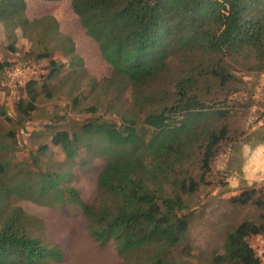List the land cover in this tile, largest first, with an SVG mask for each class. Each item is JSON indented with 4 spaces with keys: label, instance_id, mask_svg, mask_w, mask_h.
I'll return each mask as SVG.
<instances>
[{
    "label": "trees",
    "instance_id": "trees-1",
    "mask_svg": "<svg viewBox=\"0 0 264 264\" xmlns=\"http://www.w3.org/2000/svg\"><path fill=\"white\" fill-rule=\"evenodd\" d=\"M70 5L111 65L105 81L118 89L130 87L146 129L140 130L126 111L118 112L119 123L93 117L78 123L77 130L53 132L50 141L66 159L77 156L82 145L90 155L105 156L91 203L75 188L61 186L62 171H43L32 179L28 170L0 162V264H49L64 256L58 245L46 241L43 222L12 204L15 195L47 205L68 197L99 245L114 241L127 264H163L188 231L186 197L205 183L214 158L226 151L220 152V145L230 140L222 122L229 110L205 98L213 86L224 87L235 78L222 60L252 57L254 63L245 68L264 71V0H70ZM25 8V0H0V24L11 51L17 29L26 33L41 26L47 37L58 33L54 17L29 20ZM61 36L74 72L82 59L71 38ZM49 56L45 50L36 58ZM7 65L0 63V71ZM64 66L50 58L45 79L57 77ZM35 83L25 84L29 100L14 105L20 120L35 109ZM229 199L252 204L260 213L227 233L228 257L238 264H262L248 237L264 235V188L251 185Z\"/></svg>",
    "mask_w": 264,
    "mask_h": 264
},
{
    "label": "rangeland",
    "instance_id": "rangeland-1",
    "mask_svg": "<svg viewBox=\"0 0 264 264\" xmlns=\"http://www.w3.org/2000/svg\"><path fill=\"white\" fill-rule=\"evenodd\" d=\"M25 2V16L29 20L50 15L57 21L58 33L47 37L41 26L30 28L26 33L17 29L16 50L11 51L5 28L0 24V63L9 64L0 71V106L6 111L0 115V162L22 169V173L28 170L32 179L43 171H62L65 176L61 186L75 188L85 202L91 203L97 193V174L105 163V156L90 155L82 145L77 156L66 159L62 148L51 143V135L57 129L77 130L78 123L93 117L119 123L118 112L126 111L137 120L138 128L144 130L146 126L141 121L144 113L134 107L130 87L118 89L116 83L105 81L111 75V65L81 26L70 0ZM62 34L71 38L75 54L82 59V65H77L74 72L70 71L68 55L62 48ZM45 50L50 56L37 59L36 55ZM50 58L64 62L65 66L57 77L47 80ZM254 61L252 57H224L222 64L235 78L224 87L213 86L211 94L205 96L229 110L222 122L228 125L230 140L220 145V152L227 150L253 125L264 124V84H261L264 71L245 68ZM29 80L36 82L35 109L20 120L14 105L21 98L29 100L25 87ZM95 145L92 140L91 151ZM43 146L45 149H39ZM219 155L214 158L205 183L193 196L186 197L190 213L188 231L177 248L167 253L163 264H238L227 255L226 235L243 219L257 220L260 209L252 204H233L229 199L232 195L223 192L226 179L215 167ZM256 186L264 188V183ZM11 202L39 218L46 241L63 250V260L49 264H127L119 256L114 241L99 245L89 235L79 207L68 197L47 205L15 195ZM257 236L261 240L253 248L263 264L264 235ZM257 236L248 237V242L251 244Z\"/></svg>",
    "mask_w": 264,
    "mask_h": 264
},
{
    "label": "crops",
    "instance_id": "crops-1",
    "mask_svg": "<svg viewBox=\"0 0 264 264\" xmlns=\"http://www.w3.org/2000/svg\"><path fill=\"white\" fill-rule=\"evenodd\" d=\"M261 84H264V76ZM223 192L237 194L243 188L264 183V124L258 122L248 132L230 144L226 151ZM257 236V235H256ZM258 236L250 245L255 247ZM264 244V243H263ZM261 250L259 244L258 251ZM264 264V261H263Z\"/></svg>",
    "mask_w": 264,
    "mask_h": 264
},
{
    "label": "built area",
    "instance_id": "built-area-1",
    "mask_svg": "<svg viewBox=\"0 0 264 264\" xmlns=\"http://www.w3.org/2000/svg\"><path fill=\"white\" fill-rule=\"evenodd\" d=\"M226 152H222L219 155V158L215 161V167L216 170L219 172H222L225 169V157H226ZM264 247V244H263Z\"/></svg>",
    "mask_w": 264,
    "mask_h": 264
}]
</instances>
